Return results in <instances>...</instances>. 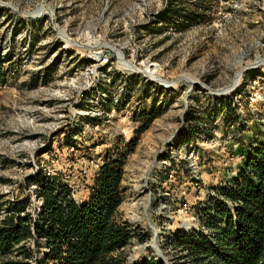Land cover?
<instances>
[{"label":"rangeland","instance_id":"obj_1","mask_svg":"<svg viewBox=\"0 0 264 264\" xmlns=\"http://www.w3.org/2000/svg\"><path fill=\"white\" fill-rule=\"evenodd\" d=\"M205 2L206 22L158 32L141 26L165 0H0V194L37 207L22 183L42 168L81 198L104 149L136 138L119 210L142 237L126 264H192L175 234L200 228L242 137L264 141V0ZM122 88L115 112L92 116Z\"/></svg>","mask_w":264,"mask_h":264},{"label":"trees","instance_id":"obj_2","mask_svg":"<svg viewBox=\"0 0 264 264\" xmlns=\"http://www.w3.org/2000/svg\"><path fill=\"white\" fill-rule=\"evenodd\" d=\"M205 4L165 0L150 23L153 28H141L160 32L204 23ZM147 85L156 90L153 83ZM153 117V111L140 115L136 135ZM66 139L65 144L78 148L72 135ZM135 145L136 138H130L105 148L90 182L84 180L86 194L81 198L60 175L42 168L22 183L39 201L37 207L31 206L29 196L10 200L0 194V264H126V249L142 237L119 210L124 167ZM47 151L41 148L38 154ZM232 157L239 164L235 177L215 187L207 205L195 206L200 228L179 231L173 238L172 245L185 251L192 264H264V141L253 143L243 136ZM134 264L158 262L151 258Z\"/></svg>","mask_w":264,"mask_h":264},{"label":"built area","instance_id":"obj_3","mask_svg":"<svg viewBox=\"0 0 264 264\" xmlns=\"http://www.w3.org/2000/svg\"><path fill=\"white\" fill-rule=\"evenodd\" d=\"M100 64H103V63L100 62ZM86 67H88V66H86ZM85 73H86V77L91 79L90 84H92L94 82V80L97 78V73H96L95 68H91V69L87 68V70H85ZM122 90H123V88L121 90H119L117 95H113L112 97H109L108 100H100L99 103L92 102V103L96 104V106L92 105L93 106V110L91 112L92 116L100 115V113H106L107 114V111L115 112V109L118 108L123 103L121 93L124 90L123 91ZM98 94H99V92H98ZM100 96H101V94H100ZM102 97H100V98H102Z\"/></svg>","mask_w":264,"mask_h":264}]
</instances>
